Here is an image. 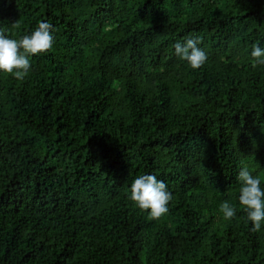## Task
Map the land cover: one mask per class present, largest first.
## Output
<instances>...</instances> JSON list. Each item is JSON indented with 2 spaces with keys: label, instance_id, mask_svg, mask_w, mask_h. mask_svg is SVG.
Returning a JSON list of instances; mask_svg holds the SVG:
<instances>
[{
  "label": "trees",
  "instance_id": "obj_1",
  "mask_svg": "<svg viewBox=\"0 0 264 264\" xmlns=\"http://www.w3.org/2000/svg\"><path fill=\"white\" fill-rule=\"evenodd\" d=\"M41 20L53 47L0 72V264H264V228L219 212L241 166L264 176V0H0L14 38ZM146 172L159 219L129 198Z\"/></svg>",
  "mask_w": 264,
  "mask_h": 264
},
{
  "label": "clouds",
  "instance_id": "obj_2",
  "mask_svg": "<svg viewBox=\"0 0 264 264\" xmlns=\"http://www.w3.org/2000/svg\"><path fill=\"white\" fill-rule=\"evenodd\" d=\"M15 25V24H13ZM54 26L51 21L41 20L30 33L14 38L7 30L0 28V72L11 74L23 80L31 69V57L48 51L54 44ZM201 37H187L174 44V55L193 69H200L208 59L206 50L201 47ZM250 56L253 66H264V43L252 46ZM238 204L227 200L219 204V212L224 220H232L238 210L246 212L251 222V231L264 228V176L254 174L247 165L237 173ZM129 198L141 210L147 211L153 219H159L169 212L172 192L167 183L155 173L136 176L130 186Z\"/></svg>",
  "mask_w": 264,
  "mask_h": 264
}]
</instances>
